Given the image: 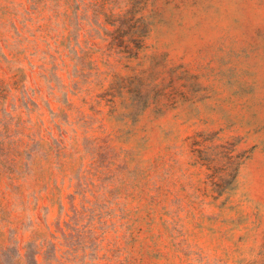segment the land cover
<instances>
[{
    "label": "rangeland",
    "instance_id": "obj_1",
    "mask_svg": "<svg viewBox=\"0 0 264 264\" xmlns=\"http://www.w3.org/2000/svg\"><path fill=\"white\" fill-rule=\"evenodd\" d=\"M0 264H264V0H0Z\"/></svg>",
    "mask_w": 264,
    "mask_h": 264
}]
</instances>
